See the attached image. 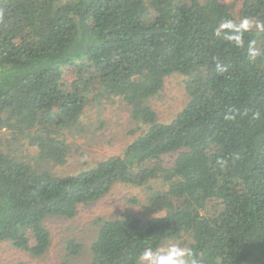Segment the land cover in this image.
<instances>
[{"label":"trees","instance_id":"obj_1","mask_svg":"<svg viewBox=\"0 0 264 264\" xmlns=\"http://www.w3.org/2000/svg\"><path fill=\"white\" fill-rule=\"evenodd\" d=\"M233 1L237 12L224 0H0V127L15 145L26 135L40 160L64 164L96 96L121 97L141 130L77 174L41 171L23 142L21 154L0 146V241L43 256L47 217L74 218L117 183L159 182L148 202L164 215L96 219L88 264H137L168 238L188 240V264H264V0ZM173 72L191 76L188 99L160 122L149 104Z\"/></svg>","mask_w":264,"mask_h":264},{"label":"rangeland","instance_id":"obj_2","mask_svg":"<svg viewBox=\"0 0 264 264\" xmlns=\"http://www.w3.org/2000/svg\"><path fill=\"white\" fill-rule=\"evenodd\" d=\"M60 2L61 0H57ZM237 12L240 5L236 1L224 0ZM204 73L196 70L194 76ZM193 76V75H192ZM190 75L173 72L165 78L163 90L151 98L150 106L157 112L160 122H169L184 107L188 99L187 81ZM77 134L69 138V155L64 164H54L40 160L38 151L31 148L26 135H19L24 144V155L27 162L43 170H53L57 175L77 174L94 166L98 161L123 152L125 147L136 139L141 130L138 121L132 117L131 106L121 97L99 98L91 102L82 117ZM16 134V135H15ZM17 132L0 127V146L7 142L10 149H16L22 144L13 143ZM26 143V144H25ZM21 154V149H16ZM38 153V154H36ZM29 154L32 156L30 157ZM170 157L165 158V164H170ZM163 191L159 182L148 183L146 186H134L117 183L104 197L80 205L74 218L50 216L44 220V225L50 233L51 243L43 256H33L30 252L15 247L9 241H0V264H88L92 252L91 245L97 239L98 225L96 219L115 218L124 213H131L145 219L152 216H162L165 211L154 212L150 208L148 198L154 192ZM211 204V203H209ZM76 241L83 245L78 254H67V243ZM180 242L174 238L165 239L162 245L154 251L141 254L137 264H159L160 258L172 256L174 264H188V240Z\"/></svg>","mask_w":264,"mask_h":264},{"label":"clouds","instance_id":"obj_3","mask_svg":"<svg viewBox=\"0 0 264 264\" xmlns=\"http://www.w3.org/2000/svg\"><path fill=\"white\" fill-rule=\"evenodd\" d=\"M245 20L247 21V18H245ZM258 27H261V26H258ZM159 264H174V258L172 256H164L160 258ZM191 264H197V261L193 260L191 261Z\"/></svg>","mask_w":264,"mask_h":264}]
</instances>
